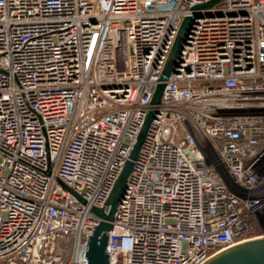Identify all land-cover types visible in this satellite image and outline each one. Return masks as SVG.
Returning <instances> with one entry per match:
<instances>
[{"label": "built area", "instance_id": "1", "mask_svg": "<svg viewBox=\"0 0 264 264\" xmlns=\"http://www.w3.org/2000/svg\"><path fill=\"white\" fill-rule=\"evenodd\" d=\"M204 1L0 0V264H86L90 208ZM157 109L113 213L110 264H200L263 237L264 0L202 10Z\"/></svg>", "mask_w": 264, "mask_h": 264}, {"label": "water", "instance_id": "2", "mask_svg": "<svg viewBox=\"0 0 264 264\" xmlns=\"http://www.w3.org/2000/svg\"><path fill=\"white\" fill-rule=\"evenodd\" d=\"M220 1L222 0H208L200 4H195L191 7L190 13L182 18L170 47V52L164 63V67L159 75V82L154 88L151 108L148 109L145 114L142 127L135 139L136 142L133 144L128 154L129 157L122 165L121 171L113 182V186L105 199L103 207L90 208L91 212L98 217V221L96 225L93 224V231L87 238V246L84 255L86 264H110L106 253V242L108 231L114 219L113 213L126 191L127 179L132 172L134 161L139 156L138 153L145 141L150 122L158 112L157 107L161 102L165 82L168 80L170 74L174 73L179 66L182 47L186 44L189 30L196 19L201 17L202 10H208L216 6ZM65 188L70 190L67 186H65ZM77 198L82 201L80 197L77 196ZM200 264H264V236H258L253 238V240L239 242L237 245L223 249V251L210 256L208 260Z\"/></svg>", "mask_w": 264, "mask_h": 264}, {"label": "bare ground", "instance_id": "3", "mask_svg": "<svg viewBox=\"0 0 264 264\" xmlns=\"http://www.w3.org/2000/svg\"><path fill=\"white\" fill-rule=\"evenodd\" d=\"M256 237H258V236H253V238H256ZM253 238L250 237V238H242V239H239L238 242H235L234 244H232V245H230V246H228V247H231V246L237 245L239 242H242V241L253 240ZM228 247H224L223 249H226V248H228ZM223 249L216 251V252L213 253L212 255L217 254V253L223 251ZM212 255H211V256H212Z\"/></svg>", "mask_w": 264, "mask_h": 264}, {"label": "rangeland", "instance_id": "4", "mask_svg": "<svg viewBox=\"0 0 264 264\" xmlns=\"http://www.w3.org/2000/svg\"><path fill=\"white\" fill-rule=\"evenodd\" d=\"M253 236H256V234H253V235H247V237H249V238H250V237H253Z\"/></svg>", "mask_w": 264, "mask_h": 264}]
</instances>
